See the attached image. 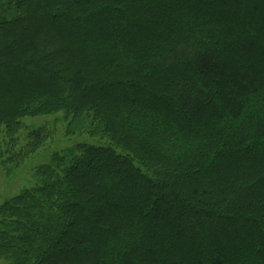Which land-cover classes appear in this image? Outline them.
<instances>
[{"label": "trees", "instance_id": "trees-1", "mask_svg": "<svg viewBox=\"0 0 264 264\" xmlns=\"http://www.w3.org/2000/svg\"><path fill=\"white\" fill-rule=\"evenodd\" d=\"M64 112L0 206L9 264H264V0H0V159Z\"/></svg>", "mask_w": 264, "mask_h": 264}, {"label": "rangeland", "instance_id": "rangeland-1", "mask_svg": "<svg viewBox=\"0 0 264 264\" xmlns=\"http://www.w3.org/2000/svg\"><path fill=\"white\" fill-rule=\"evenodd\" d=\"M64 112L54 115L27 117L23 121L22 135H27L35 128L45 126L52 133L49 141L37 152L26 157L19 165L5 167L0 159V206L11 197L20 193L24 188L37 182L36 170L42 164L50 161L55 152L74 147L77 143L87 142L96 145H107L108 140L98 135H91L85 131L71 130L67 134L70 120L64 119ZM0 264H9L7 259H1Z\"/></svg>", "mask_w": 264, "mask_h": 264}]
</instances>
